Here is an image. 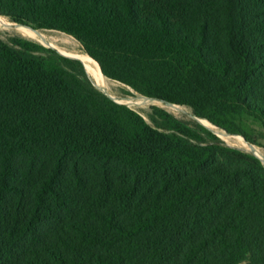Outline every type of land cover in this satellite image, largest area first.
Listing matches in <instances>:
<instances>
[{
  "label": "trees",
  "instance_id": "trees-1",
  "mask_svg": "<svg viewBox=\"0 0 264 264\" xmlns=\"http://www.w3.org/2000/svg\"><path fill=\"white\" fill-rule=\"evenodd\" d=\"M0 16L71 36L103 76L227 134L264 130V0H0ZM0 264H264V165L0 38Z\"/></svg>",
  "mask_w": 264,
  "mask_h": 264
},
{
  "label": "rangeland",
  "instance_id": "rangeland-1",
  "mask_svg": "<svg viewBox=\"0 0 264 264\" xmlns=\"http://www.w3.org/2000/svg\"><path fill=\"white\" fill-rule=\"evenodd\" d=\"M2 21H3V23H2ZM15 26L16 27H23V28H26L28 30L36 31V33L39 36L44 35L43 39H38L37 37H35V38L26 37V36L22 35L21 33H19L16 30ZM13 35L22 36L24 38L32 40V41H34V42H36V43H38V44H40L46 48H50V49L57 51L62 56L69 58V59L75 60L74 58L67 57L65 54L75 53V52L85 53L82 45L69 35H66L62 32L55 31V30H47V29L34 30L30 27L20 25L16 22L12 21L8 17L0 16V38L7 39L8 37L13 36ZM61 39L64 41H61ZM39 40H41V41H39ZM61 50L65 51V52H62ZM106 78H105L106 86H105V88H101V87H98L97 85H95V83L89 77L92 84L104 96H106L110 100L114 101L115 103L128 106L129 108L141 113L145 118H146V113L149 111V107L150 106H157L161 109L168 111L169 113L173 114L177 118H180L183 120L195 121L194 117H193V113L188 107L179 106V105H177V106L176 105H167L161 101H156V100H149V99L145 100L146 97L140 96V94H138L134 89L128 87L127 85H125L119 81H116V80H113L110 78L106 79ZM151 99H153V98H151ZM127 101L128 102L130 101V102L127 103ZM131 103H132V105H131ZM170 107H172V108H170ZM174 107H177V108H174ZM203 123L207 126L208 129H210L220 139L221 142H223L224 144H226L230 147H233V148L241 150V151H245V150H247V148H249L248 144L254 146L255 148H254L253 152H255V150H256V154H258L257 156L260 158V161L264 165V130L261 127H259L256 124H253V123L247 124L246 130L248 133V137L251 141H254V143H255V144H252L250 142V140H246L241 136L230 135V134L227 135L223 131H220L218 128L213 126L212 124L209 125L205 121H203ZM220 132H222V133H220ZM225 137H229V138H225ZM234 137H237V139Z\"/></svg>",
  "mask_w": 264,
  "mask_h": 264
},
{
  "label": "bare ground",
  "instance_id": "bare-ground-1",
  "mask_svg": "<svg viewBox=\"0 0 264 264\" xmlns=\"http://www.w3.org/2000/svg\"><path fill=\"white\" fill-rule=\"evenodd\" d=\"M3 23V21H2ZM16 27V26H15ZM16 30L21 33L22 35L26 36V37H30V38H35L37 37L38 39H43V36H39L36 31H33V30H28L26 28H23V27H16ZM53 39V38H52ZM41 41V40H39ZM61 41H64L61 39ZM46 43V42H45ZM46 45V44H45ZM62 51V50H61ZM62 52H65V51H62ZM67 53V52H66ZM67 57H71V58H74V59H77L79 61L82 62L84 68H85V71L86 73L88 74V76L91 78V80L95 83V85H97L98 87H101V88H105L106 86V80H105V77L102 75L99 67H97L98 65H96L97 63L95 61H93L88 55H86L85 53L83 52H75V53H68V54H65ZM111 89V88H110ZM113 97V96H112ZM145 100H148V99H145ZM126 101V100H125ZM130 102V101H129ZM127 101V103H129ZM153 103V102H152ZM132 105V103H131ZM142 105V104H141ZM167 105H171V104H167ZM164 107V106H163ZM169 107V106H168ZM172 108V107H170ZM174 108H177V107H174ZM173 110V109H172ZM200 124H202L203 126L207 127L203 121L207 122L206 120H200V119H196ZM209 124V123H208ZM210 125V124H209ZM221 131V130H220ZM222 133V132H220ZM226 134V133H225ZM225 138H229V137H225ZM237 139V137H234ZM229 141V140H228ZM255 153H256V150H255Z\"/></svg>",
  "mask_w": 264,
  "mask_h": 264
},
{
  "label": "water",
  "instance_id": "water-1",
  "mask_svg": "<svg viewBox=\"0 0 264 264\" xmlns=\"http://www.w3.org/2000/svg\"><path fill=\"white\" fill-rule=\"evenodd\" d=\"M87 55V54H86ZM91 58V57H90ZM92 59V58H91ZM75 60H77V59H75ZM93 60V59H92ZM79 61V60H78ZM94 61V60H93ZM81 62V61H80ZM81 64H82V62H81ZM98 65V64H97ZM98 67H99V65H98ZM99 69H100V67H99ZM100 71H101V69H100ZM102 72V71H101ZM103 74V73H102ZM105 77V76H104ZM106 78V77H105ZM107 79V78H106ZM141 96V95H140ZM146 99H149V100H156V101H165V100H160V99H151V98H146ZM167 102H169V101H167ZM170 103H172V102H170ZM174 104V103H173ZM176 105V104H175ZM193 117H194V120H195V122H197V123H199L196 119H200V118H197L196 116H194L193 115ZM200 120H203V119H200ZM200 124V123H199ZM201 125V124H200ZM203 126V125H202ZM217 128V127H216ZM220 130V129H219ZM222 131V130H221ZM224 132V131H223ZM213 133V132H212ZM225 133V132H224ZM214 134V133H213ZM227 134V133H226ZM228 135V134H227Z\"/></svg>",
  "mask_w": 264,
  "mask_h": 264
},
{
  "label": "built area",
  "instance_id": "built-area-1",
  "mask_svg": "<svg viewBox=\"0 0 264 264\" xmlns=\"http://www.w3.org/2000/svg\"><path fill=\"white\" fill-rule=\"evenodd\" d=\"M248 147L249 148H247V150H245L243 152L248 153V154H251V155L255 156L256 158H258L260 160V158L257 156L258 154H256L255 152H253V150H254L255 147L252 146V145H250V144H248Z\"/></svg>",
  "mask_w": 264,
  "mask_h": 264
}]
</instances>
